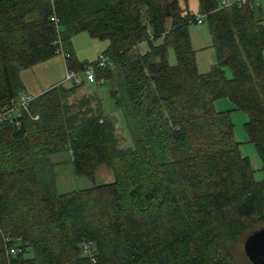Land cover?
Wrapping results in <instances>:
<instances>
[{"label":"trees","instance_id":"obj_1","mask_svg":"<svg viewBox=\"0 0 264 264\" xmlns=\"http://www.w3.org/2000/svg\"><path fill=\"white\" fill-rule=\"evenodd\" d=\"M200 14L217 55L206 72L189 33ZM81 31L109 39L106 66L100 55L78 60L71 39ZM57 55L67 71L93 64L95 83L112 82L132 145L121 146L97 92L70 99L86 77L0 120V264H238L235 246L264 226V185L230 115L247 113L264 163L261 6L200 0L195 13L181 0H0V111L24 92L22 70ZM223 97L233 109L216 108ZM64 152L77 177L95 182L107 167L114 180L58 192L50 161Z\"/></svg>","mask_w":264,"mask_h":264},{"label":"rangeland","instance_id":"obj_2","mask_svg":"<svg viewBox=\"0 0 264 264\" xmlns=\"http://www.w3.org/2000/svg\"><path fill=\"white\" fill-rule=\"evenodd\" d=\"M227 1L229 3L234 2V0ZM259 2L261 3V8L264 14V0H259ZM185 4L188 5L193 12L199 13L200 0H187V2L182 5L185 6ZM189 33L192 39V47L196 51L195 56L198 69L201 72H206L217 61L216 50L212 46V35L209 25L205 22L192 23L189 26ZM71 41L76 56L81 62L95 61L102 52L109 48L110 44L109 39L93 37L89 32L86 31L76 33L72 36ZM146 49L147 45L142 46V50ZM169 51V60L171 63H175L176 55L172 48L169 49ZM38 64L34 65L32 68L33 72H31V74H28V87H35V79L37 82V86H45V84H48L49 82V79L45 76L47 70L46 64ZM225 70L227 75L231 77L232 72L230 67L225 66ZM65 77V82L67 81V84L71 83V80L68 81L69 79L67 77V74L65 75ZM80 77L85 78V73H80ZM111 87V81H106L102 84L86 81L85 84L77 89L76 93H74L70 99L72 101L80 100L87 96H91L90 93L94 91L97 92L99 97L102 99V106L105 114L111 116L116 122L117 135L119 137L121 146L128 147L132 145V139L129 130L126 127L124 112L121 107L116 104L112 96V91H110ZM228 103H230L231 107L234 105V102L231 99L223 97L215 101V106L218 110H228L231 109ZM91 104L94 105L95 108L97 107V105H99L97 103V100H91ZM230 115L234 125L235 138L240 144V151L242 155L249 160L251 169L253 171V177L256 182L263 183L264 185V163L257 151L256 146L249 140V136L245 128V123L248 119V115L243 110H232ZM61 154L62 157L65 158L63 164L64 169H60L59 166H54L55 163L52 160V162L50 161L53 170L55 169L56 171H58L61 176L56 185V190L58 192H68L77 188L89 187L95 183L110 182L115 178L113 171L107 167H102L98 170L95 182L85 177H77L76 175L73 176L72 159L68 155V152H64ZM235 256L238 264H253L245 254L244 242H239L235 246Z\"/></svg>","mask_w":264,"mask_h":264},{"label":"built area","instance_id":"obj_3","mask_svg":"<svg viewBox=\"0 0 264 264\" xmlns=\"http://www.w3.org/2000/svg\"><path fill=\"white\" fill-rule=\"evenodd\" d=\"M233 3H238L239 5H250L251 7H258V6H261V3L259 2V0H234V2L232 3H229L227 0H222V5L225 6V5H230V4H233ZM55 19V17H54ZM197 22L198 23H202L204 22V16L203 15H198L197 16ZM109 63L107 57L104 55V54H100L98 60H97V64L98 66L100 67H104L106 66L107 64ZM85 75H86V79L88 82H91V83H95L96 82V76H95V65L93 64H90L86 67L85 71H84ZM67 77L69 80H76V81H80L81 77L79 76V74L75 71H70L68 70L67 71ZM35 96L34 95H31V94H28V93H25V92H22L18 98H17V101L16 103L12 106V107H9V108H6V109H3L0 111V120H2L3 118H7V117H11V115L14 113V110L18 107V106H27L29 101L31 99H33ZM94 242L91 241V240H87V241H84L82 243V250H83V253L85 255H88L92 258V261L93 262H97V259L95 257V254H94ZM12 252H15V249H11Z\"/></svg>","mask_w":264,"mask_h":264},{"label":"crops","instance_id":"obj_4","mask_svg":"<svg viewBox=\"0 0 264 264\" xmlns=\"http://www.w3.org/2000/svg\"><path fill=\"white\" fill-rule=\"evenodd\" d=\"M185 2H186L185 0H181V4H184ZM191 42H192V39H191ZM40 64H46V68H47L45 76L49 79V82H48V84H45V86H37V84H36L37 82L35 79V87L34 86L28 87L27 86V80H28L27 77H28V74H31V72H33V70H32L33 67H30V68H27V69H24L21 71V77H22L23 83H24V92L35 95V96L41 94L42 92L46 91L47 89L51 88L52 86H55L59 83L65 82V78H66L65 75L67 74V63H66L65 57L63 55H57V56H55V57H53L47 61H44L43 63H40ZM40 64H38V65H40ZM228 104H229L231 109H233L235 106V105H233L231 107L230 103H228ZM68 155L71 158L70 152H68ZM52 157H53V159H52ZM52 157H51V159L55 163L54 166H59L60 169H64L63 164L65 161L64 160L65 158L62 157V154L61 153L55 154ZM56 174H57V182H58V180H60L61 176H60L58 171H56ZM73 176H75V175L73 174Z\"/></svg>","mask_w":264,"mask_h":264},{"label":"water","instance_id":"obj_5","mask_svg":"<svg viewBox=\"0 0 264 264\" xmlns=\"http://www.w3.org/2000/svg\"><path fill=\"white\" fill-rule=\"evenodd\" d=\"M244 251L253 264H264V226L246 236Z\"/></svg>","mask_w":264,"mask_h":264}]
</instances>
